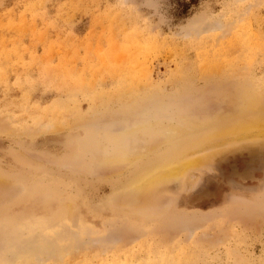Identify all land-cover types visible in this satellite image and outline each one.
Listing matches in <instances>:
<instances>
[{"label": "rangeland", "instance_id": "obj_1", "mask_svg": "<svg viewBox=\"0 0 264 264\" xmlns=\"http://www.w3.org/2000/svg\"><path fill=\"white\" fill-rule=\"evenodd\" d=\"M181 1L0 0V264H264L259 131L133 188L176 127L264 113V0Z\"/></svg>", "mask_w": 264, "mask_h": 264}, {"label": "bare ground", "instance_id": "obj_2", "mask_svg": "<svg viewBox=\"0 0 264 264\" xmlns=\"http://www.w3.org/2000/svg\"><path fill=\"white\" fill-rule=\"evenodd\" d=\"M236 110L239 109L237 108ZM250 113L251 114H246V116L245 115L242 116L240 113L233 114L232 112L233 115L230 116L231 114L230 115L228 114V116L230 117H228L227 119L224 117L225 116L224 115L223 116L225 118L223 119L224 121L220 122V124L218 125H214L212 129H210L209 126L215 123L216 119H210L208 121H200L191 125H187L184 128L176 127L175 129L181 131L180 132L181 134H179L181 138L179 141L177 140L178 142H176V144L172 145V147L170 148V149H176L174 156L172 155L171 158L162 160L160 163L156 164L155 166L145 171L142 175L138 177L137 183H135L136 185L133 188L136 189L139 195L146 196L147 198L151 199L154 196L153 194L155 193L156 189L159 187L160 184H162L163 182L174 181L175 179L181 176L182 170L184 168L183 167L184 163L190 162L191 160L194 161L192 158L194 156L193 153L196 150L202 149L203 147H206L213 142L215 143L216 141H224V139L228 137L238 136L242 134H244L245 137L247 136L250 137L252 136L251 135L252 132L255 130L259 131L257 135H261V134L264 135V113L257 114L255 113V111L254 113L252 112ZM218 118L219 117H217V119ZM168 138L170 139V137ZM162 143H163L162 140L158 142V144H162ZM140 155L141 154L134 152L131 154V158L136 159L139 158Z\"/></svg>", "mask_w": 264, "mask_h": 264}, {"label": "trees", "instance_id": "obj_3", "mask_svg": "<svg viewBox=\"0 0 264 264\" xmlns=\"http://www.w3.org/2000/svg\"><path fill=\"white\" fill-rule=\"evenodd\" d=\"M197 2V0H183L180 2V10L181 12L185 13L189 9L192 3Z\"/></svg>", "mask_w": 264, "mask_h": 264}]
</instances>
